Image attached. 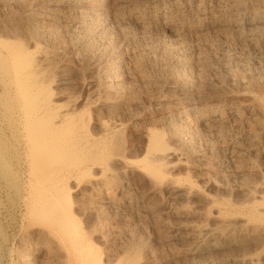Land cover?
Returning <instances> with one entry per match:
<instances>
[{"label":"bare ground","instance_id":"6f19581e","mask_svg":"<svg viewBox=\"0 0 264 264\" xmlns=\"http://www.w3.org/2000/svg\"><path fill=\"white\" fill-rule=\"evenodd\" d=\"M35 1L0 0L2 13L18 9L31 19L23 30L7 13L0 17V165L12 170L13 163L21 217L20 232L2 264H35L37 254L39 264H135L144 255L150 264H264V175L254 180L247 156H264V0H113L111 5L75 0L73 9H68L71 0H61V6L46 0L49 9L37 15ZM42 19L52 23L45 21L44 27ZM60 19L73 33L80 31L79 41L85 44L80 58L87 63L115 54L105 24L113 19L124 31L134 61L131 71L149 106L142 94L117 81L116 60L98 78L112 119L101 118V109L78 110L57 102L48 67L58 56L51 57L43 45L58 39ZM66 79L63 75L57 82L65 85ZM117 107H127L134 128L146 115L141 156L125 153V120L114 114ZM218 150L230 159L237 181L204 173L226 163L218 161ZM117 165L140 170L156 188L168 191L169 214L181 221L175 236H165V253L134 237L100 253L82 228L76 213L85 215L87 207L74 199V187L89 181L84 193L98 197L96 209L106 220L109 209L121 210ZM179 165L194 170L202 186L189 174L177 175ZM212 185L223 198L206 193L204 187ZM234 191L240 197L236 203L229 200ZM178 241L186 248L177 250Z\"/></svg>","mask_w":264,"mask_h":264},{"label":"rangeland","instance_id":"374dc122","mask_svg":"<svg viewBox=\"0 0 264 264\" xmlns=\"http://www.w3.org/2000/svg\"><path fill=\"white\" fill-rule=\"evenodd\" d=\"M54 1H55L53 3L54 6L55 5H60V3L62 4V1L61 0H59V1L58 0H54ZM105 1L107 3H109L110 5H111V3L113 4V2H112L113 0H105ZM76 3L77 2L75 0H71V4L68 6V9L69 8L70 9L76 8L77 5H78ZM109 4H108V6H110ZM47 5H49V7H50L49 2H47L46 0H41V1L36 0L35 1V6L36 7L34 6V9H33L34 14L37 15L38 13H41L42 11L46 10L45 6L48 7ZM49 7H48V9H49ZM36 8H38V10ZM39 9H41V10H39ZM62 9L63 8H59L58 9V13L60 12V14H62V12H61ZM36 11L37 12L39 11V12L37 13ZM5 13H7V15L9 17L13 18V23L14 24L16 23L15 26L20 27V25H22L20 27L21 29H22L23 26H25V27H23V30H25L27 28V26L30 25L29 22H31V19H28V17L30 15L25 14V13H21V11H19L18 9H16V10L15 9L14 10H10L9 9V11L7 9L3 13H2V11H0V17H3V14H5ZM28 20H29V22H28ZM61 20H63V21H61ZM43 21H44V24H43ZM45 21L47 22L48 25L52 23L50 21V19H46V20L45 19H42L41 24H42V26L44 25V27L48 26L45 23ZM58 22H59V20H58ZM66 22L67 21L65 19H60V22L58 23V25L60 27L59 28V32L60 33H59V36L57 37L58 39H56L55 41H53L54 43L53 42L48 43V44L45 43L43 45L44 47H46L47 52L50 54L51 57L58 56L57 57L58 60H56L57 58L56 59H52L51 58L52 63H50V65L48 67V69H50L49 70V73L50 72L53 73V75L51 73V77H52V84H51L52 86L51 87H52V90L54 91L56 101L58 102V100H59V103L60 104H63V105H69L70 104L71 106H75L76 108L78 107L77 108L78 110H82L84 108H88L91 111H93V109L94 110H96V109L97 110H100L101 109L100 111H98V112H100L99 114H100V117L101 118H103L104 120L105 119L106 120L112 119L113 118V115L112 114L110 115L108 109H106L104 107L105 106V98L103 96L104 94L101 92L102 89L100 87V82H99L100 80H98V78L101 79L100 76H102V77L105 76V72L107 71L106 68L109 67L110 64L112 65L114 63H118L119 62L118 63L119 64L118 65L119 67L117 69H115V71L117 70L116 71L117 76H118L117 77V81L120 84L124 85L125 87H133L134 90H135V92L142 94L141 95L142 102L146 106H149V103L146 100L145 95H143V89L139 90L142 87L139 86L140 85V82L138 81L139 79L136 80V76L137 75L134 74V72L131 71V70H133L132 67H133L134 61L131 58V56L129 55V50H130L129 48L130 47H128L129 44H128L127 40L125 39L126 37H125L124 31H122L123 29L121 27H119V25H117V23L114 22L113 19H109L108 21H106L105 24H107L106 26H108L106 28H108V30L111 32L113 41L115 40L114 41V46L116 47V52H115L114 55H108L109 57L106 55L101 60H98V61L95 60L97 63L95 61H90L89 63H87L86 61H83L82 58H80L81 57L80 53H82V51L84 50L83 48L85 47L84 46L85 45L84 42H80L79 41V37H80L79 33H80V31L79 30H76V33L75 32L73 33V31L70 30V27H69L70 25L68 23H66ZM17 23H18L19 26L17 25ZM70 33H72V34L70 35ZM73 43H75V44H73ZM53 45H55L56 47L53 46ZM59 45L63 49L62 48L60 49ZM75 46H77V48ZM81 46H84V47L81 48ZM53 50H54L55 53L53 52ZM76 55L78 56V58H77ZM116 55H118V56H116ZM41 58H42V56H41ZM55 60H56V62H55ZM72 60L76 61L77 63L74 62V61H72ZM80 60H82V62ZM113 60H116V61L114 62ZM101 61H103V62H101ZM130 63H132V64H130ZM46 64H47L46 62L43 63L44 66ZM51 64H54V66L51 65ZM107 65H109V66H107ZM65 68H66V70H65ZM94 72H95V74H94ZM62 74L64 75V77L67 78L66 79L67 82L70 80L68 83L66 82L65 85H59L58 82H57L59 80V77L60 76H63ZM133 74L135 76H133ZM127 84L130 85V86H128ZM55 86L57 87V89H56ZM94 88L97 91L93 90ZM89 95H92V96L90 97ZM89 99H90V101H89ZM103 99H104V101H103ZM91 104H92V106H91ZM85 106H87V107H85ZM102 107H103V109H102ZM117 108H118V110L117 109L116 110L119 111V112L115 111L114 114L115 115L116 114L121 115V117L124 118V120H125V121H123V123L126 126V130L124 132L125 133L124 134V139H125L124 140V149H125V153H126L127 156L129 154L128 157H131V154L134 157L141 156L140 154H143L142 153L143 152L142 149L145 146L144 145L145 144L144 143L145 138L142 135L143 134L144 127H142V126H144L143 124L145 123V120L144 119H146V115L144 116V114H142V117L139 118V120L141 121V126L138 127V128L137 127L134 128L132 126L131 122L128 119V114H127V111L128 110H127V107H123V109H121L120 107H117ZM123 110H125V111L127 110V111L125 112ZM122 111H123V113H122ZM124 113L127 114V117H126V114H124ZM128 122H129V124H128ZM94 124H95V122H93L91 128H94V126H95ZM143 139H144V141H143ZM132 151H133V153H132ZM216 154L218 156V161L220 163H222V165L226 162L223 165V167H222V169H224V171L222 172V169H220V170L218 169L221 172H219L218 170H216L217 171L216 172L212 168V169H208L204 173L207 172L206 174H209L210 175L211 172L214 171L213 173H220L222 176L224 175V176H227V177L229 176V178H231V179H233L235 181V179H236L235 177H237L235 175H237V174L235 172L233 173L232 171H234V170L231 167H229L230 166V164H229L230 159L227 158V155L224 152L222 153V150H218L215 153V155ZM247 156H249L248 157L250 159L249 161L254 164V167H253L254 180H256V179L260 180L261 177H262L261 175H264V172H263V170H264V164H263L264 163V156L263 155H257V157H256V153L255 152L254 153H250ZM12 164L13 163H11V166H10L12 168V170L9 167L2 168L3 165H0L1 168H2V169L0 168V230H2V231H0L1 232L0 233V264H2V260L4 258V253L10 247V244H11L12 239L14 238L15 235H17L20 232L21 217L18 214V204H19V200L17 199V198H20V197L18 196V193H16L17 192V190H16V184L17 183H15L16 180L14 181V179H15L14 176H13L14 175V173H13L14 166ZM179 166H180L181 169L179 168ZM179 166H178V168H176V172H175L177 175L180 174V175L184 176L186 174H189V176L191 177V179L193 181H195L196 185H198L199 187L202 186V183H199L200 181L198 179H196V177H194V176H196L195 172H193L194 170L188 171L186 169V166L185 167H184V165L183 166L182 165H179ZM118 167H119V170L117 169ZM177 169H179V170H177ZM181 170L182 171L184 170V171L182 172ZM227 170H228V172H227ZM97 171H96L97 173H100V170L97 169ZM10 172H11L12 175L10 174ZM114 173H115V179L118 178L117 179L118 181L116 180V182H117V186L119 187V189L117 190L118 193L116 192V199L118 200L117 203L121 202V203L118 204V205H120V209L121 210L115 209L116 210L115 211V210L111 209L112 210L111 211L109 209L108 210V213H107V219L106 220H105V218H102L101 214L96 209V206H98L100 204V202L98 203V199H97L98 197H95V196L93 197L92 195H90L91 193L90 194L87 193L88 194V197H87V194L84 193V187H86V186L89 185V184H86L89 181L88 182L86 181V182L81 183V185H78V187H77V184H76V186L74 184V186H75V187L73 186L74 187V190H73V192H74V194H73L74 195V199H76V201H77V199L78 200H81V203L84 204V209H85V207H87V209L85 210L86 212L83 211V212H85V215H80L79 213L78 214L76 213L77 217L81 219V223H82L81 226H82V228L87 231V233L89 234L90 238L92 237L91 238V241H92V243L95 246H98L97 248L99 249V252L100 253H101V251L103 252L104 250H106L108 247L109 248L111 247L112 250H115L116 248L118 249V247L122 245V242H123V244H126L125 242H127V243L129 242L130 243V241L133 240V237L135 239L143 238L148 243V246L151 249L153 248L152 250H154L158 254H161L164 251L166 252L167 251L166 250L167 247H165L166 246L165 245V240H164L165 239V236H167V237H169V236L171 237L173 235L175 236L176 233H177L176 227H177L178 223L181 221L180 219H178V221H177V219L175 220V217H173V216H171L169 214V209H168L169 207L168 206H170V201H169V198H168L169 197L168 196L169 194H167L168 191L166 192V189L164 190V188H162V189L156 188L154 186L153 182L149 178H147L143 172H141L140 170H138V169H136L134 167H126V166H123V165H117V167L114 168ZM183 173H185V174H183ZM257 173H258V175H257ZM227 174H229V175H227ZM232 175H233V177H232ZM255 175H257L258 177H255ZM259 175H260V177H259ZM7 176H9V177H7ZM91 177L89 178V180H91ZM8 178H10V179H8ZM86 179H84V181ZM258 180H256V181H258ZM10 181H12L14 183V185ZM236 181H237V179H236ZM129 189H130V192H129ZM149 189H151V190H149ZM204 190H206V193H208L210 195L212 194L211 196H213L217 200L218 199L220 200V198H223L220 194H217V191L214 189V186L213 185H212V187L210 186L208 188H205L204 187ZM124 191H126V192H124ZM234 192H232L231 195H230V197H229V200L232 203H236L237 200H238V197H239V196H237V195H239L238 192H236V191H234ZM123 194H125V195L123 196ZM165 194H167V195H165ZM83 197L86 198V199L82 201V199H84ZM131 198H132V200H131ZM133 199H134V201H133ZM128 202L130 203V205H129ZM91 203H93V204H91ZM89 205H90V207H89ZM122 205H123L124 208L122 207ZM191 205H188L187 207H191ZM92 207H93V210H92ZM94 208H95L96 211L94 210ZM181 209H183V208H181ZM166 210H168V211H166ZM115 212H117V213H115ZM109 213L110 214H112V213L114 214L115 213V214L114 215H109ZM98 216H100L101 220H100V218ZM156 218H158V219H156ZM164 218L167 219V220H165ZM136 219H137V221H136ZM103 222H105V223H103ZM113 222H114V224H113ZM123 222L127 226L124 227L125 224ZM165 222H166V224H164ZM112 225L114 226V229H115L114 231L115 232H113V229L111 228V227H113ZM140 225L141 226L144 225V226L141 227ZM166 225H168L169 227L166 226ZM138 227H139V229H138ZM133 229H135V230H133ZM89 230L91 232H89ZM152 230H154V231H152ZM117 231H118V233H117ZM130 231H131V234H130ZM32 232L37 233V229H33ZM107 233H108L109 236L107 235ZM109 233H111V234H109ZM112 233H113V236H112ZM125 235H126V237H125ZM115 236H117L116 237L117 239L116 238L114 239ZM108 237H110V238H108ZM119 239H121L122 241L119 240ZM106 240L107 241L111 240V241H109V244H106ZM111 242L113 243V246H112ZM110 244H111V246H110ZM184 244H183V242L178 241V242L174 243V247L176 246L175 248L177 250H179L180 248H181L180 250H182V249H185L186 248V246ZM34 253H36V252H34ZM37 256H38V254L35 255V259H34L35 264H39L40 263V256H38V257ZM36 260H38L39 263ZM135 264H150V259L147 256L144 255V258L142 257L141 260H139V262L138 263H135Z\"/></svg>","mask_w":264,"mask_h":264}]
</instances>
